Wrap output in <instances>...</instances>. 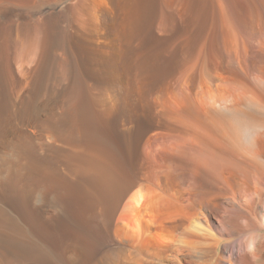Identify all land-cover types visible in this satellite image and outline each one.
I'll return each mask as SVG.
<instances>
[{
    "label": "bare ground",
    "instance_id": "bare-ground-1",
    "mask_svg": "<svg viewBox=\"0 0 264 264\" xmlns=\"http://www.w3.org/2000/svg\"><path fill=\"white\" fill-rule=\"evenodd\" d=\"M16 60L78 264H264V0H0V91ZM13 199L0 240L34 247Z\"/></svg>",
    "mask_w": 264,
    "mask_h": 264
},
{
    "label": "rangeland",
    "instance_id": "rangeland-1",
    "mask_svg": "<svg viewBox=\"0 0 264 264\" xmlns=\"http://www.w3.org/2000/svg\"><path fill=\"white\" fill-rule=\"evenodd\" d=\"M34 86L32 64L28 68L25 61L16 60L12 72L5 75L4 87L0 91V197L8 195L17 202H29V205L33 200L39 210L34 213L37 218L32 217L29 221L28 218H20L26 228L29 226L32 235L34 233L35 248L8 246L0 240V264H78V259L74 258L79 256L81 240L78 237L81 234L61 214L62 143L60 135L51 130L50 123H46V120L49 122L50 110H43L40 119L30 115V104L43 105L48 98L45 92L36 95ZM117 212L116 216H119L120 211ZM7 256L20 258L13 260Z\"/></svg>",
    "mask_w": 264,
    "mask_h": 264
}]
</instances>
